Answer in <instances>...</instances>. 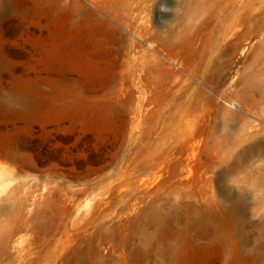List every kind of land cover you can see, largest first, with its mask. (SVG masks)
Segmentation results:
<instances>
[{"label": "rangeland", "instance_id": "rangeland-1", "mask_svg": "<svg viewBox=\"0 0 264 264\" xmlns=\"http://www.w3.org/2000/svg\"><path fill=\"white\" fill-rule=\"evenodd\" d=\"M181 1L0 0V264H264V0Z\"/></svg>", "mask_w": 264, "mask_h": 264}, {"label": "bare ground", "instance_id": "bare-ground-1", "mask_svg": "<svg viewBox=\"0 0 264 264\" xmlns=\"http://www.w3.org/2000/svg\"><path fill=\"white\" fill-rule=\"evenodd\" d=\"M147 1H150V0H124L125 3H130L131 5L135 4L133 6H131V5L129 6L130 7L129 11H131V13L133 15L131 17H128V15H120V14H116L113 16V19L117 23H121V24L124 23V25L127 26L128 30L133 32L134 34H136L138 36V38H140V40L146 39V38L147 39H153V38L158 37L157 33H155L154 35L151 34L149 29H147L146 27L142 28L141 25H136V26L134 25L136 20H137V17H138V16L134 15L136 9L137 10L143 9L142 6H144V4ZM181 2L185 5L184 9H185L186 19L183 20L182 22L179 21L180 23L178 24V26H175L171 30V33H173L174 36L175 35L176 36H178V35L182 36L183 35V36H186V38H188V39H193L195 36L201 34V31H203V29L205 27L210 26L209 24H207L208 21H210V20L213 21L214 19L222 18L217 23V27H215L217 30L212 35L214 38H216L218 40V44L216 46V49L221 50L224 47L225 38L227 39V36L230 33L234 34L237 32V30H234V28H233V27H235L236 24H234L232 26V23H233V20H239L240 19L242 10L244 9L243 0H182ZM140 12H139V14H140ZM229 20H232L231 24L229 23ZM140 22H142V21H140ZM158 50L159 49L154 45H149L148 49L142 50L141 56H139L137 58V62H136L137 68L135 70L131 71L132 72L131 74L134 76V78L131 81L132 85L138 86L140 84H143L144 82H147L146 79L142 76V74L139 73V71L141 72V70L144 69V64H145L144 56H145V54H146V56L147 55L154 56L155 53L158 52ZM154 59H156V58H154ZM154 59H152V60H154ZM137 75H138V77H137ZM253 130H255V129H253ZM248 150L251 152H254L257 150L264 152V141H256L253 145L249 146ZM237 153H239V152H237ZM224 160H222V161L224 162ZM239 161L241 162V160H239ZM134 179H135V177H134Z\"/></svg>", "mask_w": 264, "mask_h": 264}]
</instances>
